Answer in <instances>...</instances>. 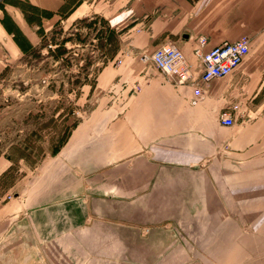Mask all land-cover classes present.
<instances>
[{"label":"crops","instance_id":"1","mask_svg":"<svg viewBox=\"0 0 264 264\" xmlns=\"http://www.w3.org/2000/svg\"><path fill=\"white\" fill-rule=\"evenodd\" d=\"M21 1L49 12L43 23L71 3L0 0V69L38 44ZM93 9L135 36L136 54L175 40L191 58L199 35L213 45L247 34L250 50L201 97L148 59L104 63L100 109L0 191V232L75 240L91 264H264V0H76L68 15ZM239 101L242 116L222 125L219 111ZM22 161L0 153V179Z\"/></svg>","mask_w":264,"mask_h":264},{"label":"rangeland","instance_id":"2","mask_svg":"<svg viewBox=\"0 0 264 264\" xmlns=\"http://www.w3.org/2000/svg\"><path fill=\"white\" fill-rule=\"evenodd\" d=\"M75 1L71 0L59 17L44 23L46 13L27 2L19 4L36 32L38 44L0 69V153L10 155L14 161L22 158L24 162L22 166L13 165L10 177L0 179V191L58 146L67 124L83 120L91 109H100L97 106L102 91L94 88V80L104 63H116L134 55L140 59L146 54H136L138 50L130 42L135 36L127 34L123 27L117 31L110 29L97 9L90 15L84 14V10L68 15ZM3 21L11 27L9 17L4 15ZM15 33V39L28 48L26 38ZM192 48L193 44L191 58L181 49L197 74L198 60ZM233 74L223 79H230ZM239 108L241 112V101ZM8 196H12V191L1 200H8ZM75 242L34 240L26 230L13 226L4 234L0 232V264H91L88 259L93 255L84 254Z\"/></svg>","mask_w":264,"mask_h":264},{"label":"built area","instance_id":"3","mask_svg":"<svg viewBox=\"0 0 264 264\" xmlns=\"http://www.w3.org/2000/svg\"><path fill=\"white\" fill-rule=\"evenodd\" d=\"M249 50L250 39L247 35H240L234 40L225 39L213 45L208 44L206 36L199 35L193 39L192 48V53L198 60L197 74L175 40H167L156 46L149 55H143L142 59L150 60L170 83L189 85L194 96L201 97L204 84L234 73ZM238 114H241L239 102H235L219 111L218 118L222 125L232 126Z\"/></svg>","mask_w":264,"mask_h":264},{"label":"trees","instance_id":"4","mask_svg":"<svg viewBox=\"0 0 264 264\" xmlns=\"http://www.w3.org/2000/svg\"><path fill=\"white\" fill-rule=\"evenodd\" d=\"M27 4H28L30 7H32V8L39 9V8H37V7L33 6V5H31V4L28 3V2H27ZM43 12H44V11H43ZM44 13L47 14L46 16H50V15H51L49 12H44ZM74 124H75V123H73L72 125H74ZM72 125H71V124H67V126H66V133H65V135H64V137H63V139L61 140V143H60L59 145H61V144L63 143V141L66 139V137H67V131L71 128ZM59 145H58V146H59ZM56 148H57V147H55L54 150H55Z\"/></svg>","mask_w":264,"mask_h":264}]
</instances>
